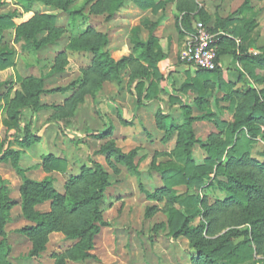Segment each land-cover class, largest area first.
<instances>
[{"label": "rangeland", "instance_id": "rangeland-1", "mask_svg": "<svg viewBox=\"0 0 264 264\" xmlns=\"http://www.w3.org/2000/svg\"><path fill=\"white\" fill-rule=\"evenodd\" d=\"M160 1L165 6L155 16L151 15V10L146 14L139 13L129 0H125L122 8L109 16L103 4L96 6L97 0H73L69 8L76 14L70 16L40 2L32 4L25 11L17 0H0V14L16 13L14 26L2 33V42L13 47L16 55L14 66L0 71V98L8 94L9 99H13L15 92L20 91V80L29 77H44L43 88L51 91L40 96L37 113L32 114L29 109L22 113L21 128L34 140L28 145L20 146L9 137L3 125L8 114L7 106L1 100L0 142L5 140V147L21 152L19 166L25 170L28 179L41 181L50 176L54 180V190L60 194L64 193V185L71 176L79 175L83 168L92 169L95 163L100 164L110 176L102 212L106 226L100 228L93 240L92 250L89 251L91 257L83 263L67 260L65 264H193L196 252L191 245L195 238L184 235L183 231L185 227L192 228L207 222L202 213L204 206L199 203L201 211L183 227L184 220H172L169 217L171 210L184 213L183 206L173 203L172 199L175 195L194 194L200 198V202L203 199L206 206L211 208L216 202L223 201L225 194L215 187L216 180L212 182L214 188L207 187L209 181H206L204 184L191 183L188 187L183 184L160 194L164 184L160 174L152 168L175 159L173 153L179 147L180 135L184 132L183 126L188 118L203 117L191 125L198 142L192 149L191 157L196 165H201L205 158L201 144H207L210 138L224 141V131L238 115L239 108L252 106L255 95L256 105L264 107V64L255 62L253 65H243L232 56V68L226 70L234 72L233 85L228 86L227 93L223 94L217 83L208 84L201 101H197L198 96L192 89H183L188 80L174 78L172 72L167 74L166 78L172 80L171 88L177 91L181 104L186 108L170 100L172 94L169 87L165 86L166 80L161 73L159 84H163L164 90L158 96V103L151 107H136L135 98L128 91L131 75L128 67L120 70V85L104 81L95 87L80 89L77 80L88 71L93 56L89 52L76 51L73 46L92 44L97 38L95 34L105 35L109 42L103 51L118 62L131 55L124 56L127 47L131 51V30L139 27L147 17L154 20L158 18L157 26L162 28L157 27L154 31L161 32L163 41L166 42L170 34L167 54L172 56L174 64L179 65L185 64L182 54L193 34L187 33L180 23L187 12L192 31L197 22H203L218 39L225 36L229 39L231 35L219 30L218 24L225 20H239L242 16L238 10L247 2L251 11L243 16L244 21L235 25V28L241 26L247 30L251 24L253 27L246 52L250 56H264V0H156V3ZM41 15H55V27L62 30L61 35H58L60 37L55 39L56 35L53 34L50 39L56 41L35 53L22 50L23 43L15 42L17 27ZM87 30L91 33L87 37L88 41L82 40ZM146 34L147 31L141 28L139 38L146 37ZM46 36L47 32H43L37 39L42 40ZM233 41H226L225 47L237 48L239 38ZM110 43L117 48L112 54L109 53ZM59 67L63 68L61 72L56 71ZM216 121L222 123L220 128ZM252 126L257 128V134L251 138L253 143L249 148V156L252 160L263 162L264 158L260 154L264 151V123L253 122ZM22 129L18 132L20 137ZM92 133L95 135H88ZM245 136L248 137L244 130L239 140L242 146ZM107 144H113L122 154L129 155L138 178L116 156L101 151ZM51 153L65 161L63 174L44 172L42 157ZM2 181L6 183L9 198L14 202L4 228L8 261L11 264H55L52 255L70 249L77 240L63 233H51L47 236L45 251L30 258L28 254L32 249V241L18 232L30 225L21 212L19 190L22 182L12 168L10 158L0 162ZM220 181H223L222 178ZM35 210L48 212L50 202L37 205ZM219 226L217 224L212 229H204L202 237L216 239L232 232L236 234L228 237L232 244L250 238L249 233L244 234L245 229L251 230L247 224L224 229Z\"/></svg>", "mask_w": 264, "mask_h": 264}, {"label": "trees", "instance_id": "trees-1", "mask_svg": "<svg viewBox=\"0 0 264 264\" xmlns=\"http://www.w3.org/2000/svg\"><path fill=\"white\" fill-rule=\"evenodd\" d=\"M25 11H28L32 4L42 3L59 11L68 13L70 16L76 14L70 10L73 0H17ZM135 7L142 11L151 10L152 14L163 10L165 3L156 0H129ZM125 0H97L96 6L103 4L109 16L122 8ZM1 6V4H0ZM251 11L250 6L245 2L238 10L242 17L239 20H225L219 25V30L231 35V38H217V59L222 55H231L243 65H253L255 62L264 64V56H250L247 54V47L250 43V32L252 25L247 30L235 25L244 21L243 16ZM15 12L0 14V71L12 68L16 50L2 42L3 31L14 26L13 19ZM55 15L34 16L26 23L17 27L15 42L23 43L21 49L24 51L37 52L47 44L54 43L51 36L61 35L62 30L55 27ZM181 25L189 33L194 32L190 28V17L187 12L181 19ZM203 23V22H202ZM204 24V23H203ZM143 26L148 25L143 22ZM147 27V26H146ZM156 24H150L148 36L145 42L139 38L140 28L131 30V55L115 62L103 49L109 42L105 35L95 34L96 40L91 44L73 46L76 51L89 52L93 58L91 66L79 80L80 89L95 87L104 81L116 82L120 85V70L130 68L131 75L128 85L129 93L135 98V105L139 107L152 101H158L160 89L159 81L162 79L158 63L165 58L159 40L153 35ZM208 29V28H207ZM212 32L211 29H208ZM47 32L46 38L38 40L37 36ZM87 30L82 40L88 41L91 33ZM233 37V38H232ZM238 37L240 44L237 48H226L224 43H233ZM231 39V40H230ZM87 43V42H86ZM62 67L56 69L61 72ZM92 74L93 77H89ZM44 77H29L20 80V91H16L14 98L9 99L5 95L3 102L7 106V117L3 121L7 128L9 137L20 146L28 145L34 141L27 131L21 128V116L24 110H30L32 114L40 109L39 98L44 93H50L43 88ZM185 82L184 90L192 89L201 101L205 96L206 85L217 83L221 92L227 93L228 86L221 80L219 69L207 72L198 70L193 79ZM170 97L176 105H182L177 91ZM82 92L81 95H83ZM256 95L252 98V106L239 108L238 115L234 121L227 125L224 141H214L210 138L207 144H201L205 152V158L201 165H196L191 157V152L197 140L192 129V122L200 121L203 117L188 118L183 126L184 132L180 135L179 147L174 151V160H170L159 166H153V170L160 174L164 188L159 191L165 194L169 189L191 183L204 184L207 187L221 189L225 194L223 201H218L214 207L208 208L205 201L196 195L188 193L174 196L173 203L180 204L184 213L178 210H171L169 217L172 220H184V225L195 217L201 210L198 204L204 207L202 213L207 222L196 227H185L183 234L192 238V249L196 252L193 264H264V160L257 162L250 159L249 148L253 143L251 140L257 134V128L253 122L264 123V107L256 105ZM1 106V104H0ZM186 108V106H183ZM161 118H163L161 114ZM220 128L222 123L216 121ZM164 126H161V128ZM174 127V126H172ZM23 130L20 137L18 132ZM245 130L248 135L243 138V146L239 144L241 134ZM103 134V133H101ZM100 134V135H101ZM95 135V133L88 134ZM99 135V134H96ZM264 143V135L262 136ZM102 152L113 154L119 162L125 163L128 171L138 178V172L130 161L129 155L122 154L113 144L104 145ZM21 152L5 147V140L0 142V162L11 159L12 168L21 179L20 198L21 212L23 218L30 223L18 232L32 241V249L28 256L37 257L45 251L47 236L51 233H63L70 239H76L77 243L63 253L53 254L55 264H65L67 260L85 262L91 255L93 240L99 234L100 228L106 226L102 212L105 199V191L110 186V176L100 165L94 164L93 168H83L79 175L71 176L64 185V193L60 194L53 188V178L45 177L41 181H33L26 177L25 170L19 166ZM260 156L264 158V151ZM225 160V161H224ZM65 161L52 154L42 157V167L45 173L58 172L63 174ZM211 175L214 177L211 178ZM222 178L223 181H220ZM214 180V181H213ZM188 187V186H187ZM151 198L154 196L150 195ZM50 202V210L41 213L35 210L37 205ZM14 202L9 198V189L5 182H0V264H11L7 258L8 245L6 243L5 225L9 220V211ZM219 224L220 229L230 226L247 224L251 230L245 229L244 234H250V238L242 242L232 244L228 237L236 234L230 232L225 237L207 239L202 237L204 229H212ZM257 256V257H256Z\"/></svg>", "mask_w": 264, "mask_h": 264}, {"label": "crops", "instance_id": "crops-1", "mask_svg": "<svg viewBox=\"0 0 264 264\" xmlns=\"http://www.w3.org/2000/svg\"><path fill=\"white\" fill-rule=\"evenodd\" d=\"M135 8L141 14H146L148 12V10L142 11V10L138 9L137 7H135ZM151 15L155 16L152 13H151ZM157 21H158V18H157V20H154V19H151V18H148L147 17L146 19H144L141 22V24L139 25V28L140 29L141 28H144L147 31L146 37H140V40L141 41H143V42L146 41L147 36H148V28L150 27V24H156V28L158 27L157 24H159V23ZM143 22H146L148 25L143 26L142 25ZM156 28H155V30H156ZM158 28H162V27H158ZM176 31L179 32L178 30H176ZM153 35L159 40V46L161 47L162 52L164 53V55H168L167 54L168 53L167 52V47H168V45L170 43V34L166 37V42L161 39V32H157V31L155 32L154 31ZM164 45H165V47H164ZM174 46L177 47L176 44H174ZM115 49H117V48H115V46L112 45V43H110L109 53L112 54V51H115L116 52ZM129 49H130V47H127L126 53H124V56H128L129 54H131V52H132V44H131V51H129ZM231 60H232L231 55H227L226 54V55L220 56L219 59H218V62H217L218 69H219V72H220V75H221V80L225 84H227V86H231V85H233L232 83H234V72L227 71L226 70V69L229 70V69L232 68L231 67ZM158 69H159L161 75L163 76V79L166 80V85L165 86L166 87L167 86L169 87V91L171 92L172 95H174V91H173L174 89L171 88L172 80H169V79L166 78V76H167L168 73H171L172 72L174 78H176V77H183L184 80H191V79H193L195 77L196 72L198 71L195 68H193L192 66H189V65H186V64H179V65L174 64L173 63V58H172L171 55L166 56V59L164 61L158 63ZM165 70H168V72L165 71ZM159 89H160V91H163L164 90L163 84H161V83L159 84ZM223 94H225V93H223ZM154 103H158V101H152V102H149L148 104L143 105V106H149V107H151V106H153ZM125 119L126 118H124V120ZM52 155H54V154H52Z\"/></svg>", "mask_w": 264, "mask_h": 264}, {"label": "built area", "instance_id": "built-area-1", "mask_svg": "<svg viewBox=\"0 0 264 264\" xmlns=\"http://www.w3.org/2000/svg\"><path fill=\"white\" fill-rule=\"evenodd\" d=\"M216 43L217 36L209 32L203 23L197 22L182 54L183 61L196 70L207 72L216 70L218 68Z\"/></svg>", "mask_w": 264, "mask_h": 264}]
</instances>
